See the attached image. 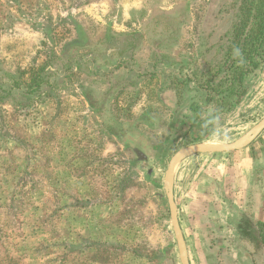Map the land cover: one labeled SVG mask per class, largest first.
Masks as SVG:
<instances>
[{
  "label": "rangeland",
  "instance_id": "374dc122",
  "mask_svg": "<svg viewBox=\"0 0 264 264\" xmlns=\"http://www.w3.org/2000/svg\"><path fill=\"white\" fill-rule=\"evenodd\" d=\"M212 1L0 0V264H181L170 159L232 142L264 117V55L239 102L206 100L219 35L238 20L214 19ZM32 72L39 84L28 86ZM181 163L191 264H264L255 245L234 244L239 214L219 212L220 191L210 201L185 191ZM250 180L237 205L264 236V148Z\"/></svg>",
  "mask_w": 264,
  "mask_h": 264
},
{
  "label": "trees",
  "instance_id": "16d2710c",
  "mask_svg": "<svg viewBox=\"0 0 264 264\" xmlns=\"http://www.w3.org/2000/svg\"><path fill=\"white\" fill-rule=\"evenodd\" d=\"M212 4L214 19L226 17L228 13L229 17L225 21L227 26L230 19L236 16L238 19L232 21V27L222 29L218 39L222 41L217 43L216 50H223V55L202 83L207 102H214L216 108L226 109L246 94V80L259 67L264 55V0H243L238 10L233 9L235 2L230 7L224 5V0H218L217 3L213 0ZM38 77L39 73L32 72V81L28 86L38 85ZM235 227L240 242L255 245L256 253L262 255L264 236L257 224L243 212L235 220ZM243 250L253 257L252 250Z\"/></svg>",
  "mask_w": 264,
  "mask_h": 264
},
{
  "label": "crops",
  "instance_id": "0c3cea01",
  "mask_svg": "<svg viewBox=\"0 0 264 264\" xmlns=\"http://www.w3.org/2000/svg\"><path fill=\"white\" fill-rule=\"evenodd\" d=\"M260 136L264 138V135ZM257 139L245 148L232 151L231 155L227 157L193 158L191 156L197 155L193 154L182 159L180 161L182 162L180 167L182 174L186 178L189 177V181L193 185L187 186L185 191H195V196H201L208 201L211 199H205L204 196L209 195L213 199L214 193L220 191L218 192L221 202L219 212L225 210L229 212L228 208H230V212L232 211L234 214L233 219H235V213L236 215L243 213V210L240 209L242 207L237 205V197L242 194L241 191H248L257 158L260 156L261 149L264 148L260 143L261 141ZM230 194L234 196V200L228 199L231 198ZM231 205L232 208L229 207ZM230 216L232 218L233 215L228 213V218ZM233 226L235 228L234 244H237L239 241L238 233L235 224ZM262 256L264 257V252Z\"/></svg>",
  "mask_w": 264,
  "mask_h": 264
},
{
  "label": "water",
  "instance_id": "95a60500",
  "mask_svg": "<svg viewBox=\"0 0 264 264\" xmlns=\"http://www.w3.org/2000/svg\"><path fill=\"white\" fill-rule=\"evenodd\" d=\"M263 130H264V117L257 124H255L250 130H248L244 135L240 136L239 138L235 139L232 142L216 143L213 145L207 143L190 144L178 150L170 159L165 173L166 196L169 206L171 224L176 238L181 264H191V262L189 258L187 241L180 223L178 206L174 191L175 170L178 163L182 159L193 154L221 153V152H229V151L245 148L249 144H251Z\"/></svg>",
  "mask_w": 264,
  "mask_h": 264
},
{
  "label": "bare ground",
  "instance_id": "6f19581e",
  "mask_svg": "<svg viewBox=\"0 0 264 264\" xmlns=\"http://www.w3.org/2000/svg\"><path fill=\"white\" fill-rule=\"evenodd\" d=\"M207 144L213 145L216 144L215 142H207Z\"/></svg>",
  "mask_w": 264,
  "mask_h": 264
}]
</instances>
